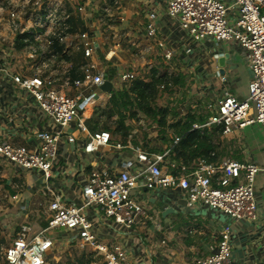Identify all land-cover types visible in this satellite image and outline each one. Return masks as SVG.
Listing matches in <instances>:
<instances>
[{"label": "built area", "instance_id": "built-area-1", "mask_svg": "<svg viewBox=\"0 0 264 264\" xmlns=\"http://www.w3.org/2000/svg\"><path fill=\"white\" fill-rule=\"evenodd\" d=\"M91 1L84 0L86 3L68 9L64 7L67 4L65 0H0V12H9L7 21L9 29H13V38L16 34H27L26 39L31 41L40 32L51 29L58 41L64 44V49H81L83 55L89 57L95 54V43L87 31L69 32L67 22L73 11L85 13ZM21 16H27L33 25H22ZM164 16L183 29L196 44L207 41L237 44L249 74L244 99L227 89V75H219L216 80L222 86L223 95L204 101L203 112L197 113L199 120L193 124L192 130L221 125L223 133L220 138H225L248 125L264 127V0H164ZM157 17L160 15L155 12L149 14L151 22ZM151 22L148 34L155 35ZM4 43V36L0 35V77L9 80L0 83H9L11 88L27 91L33 98L34 107L53 127L33 131L31 136H25L24 145L16 146L0 139V159L17 172L40 173L45 179L50 178L52 166L64 153L62 143L74 142L72 134L66 133L74 121V126L87 135L89 153H98L103 147H121L110 132H91L78 118L81 105L91 99L93 93L90 96L83 95L81 90L74 96L63 93L61 89L69 86L70 77L64 79L65 85L60 89L54 88L57 75L54 76V70L50 68L42 74H27L26 67L23 70L11 63ZM11 48L17 51L14 40ZM27 52L29 62L37 53L54 58L53 54L46 55L47 49L40 53L34 46H29ZM49 61L43 59L42 67L47 68ZM81 69L83 77L72 81L77 89L82 86L99 89L105 80L111 81L101 71L94 72L96 68L92 63H82ZM139 69L137 64H129L120 71L118 81L122 84L135 79ZM167 154L168 151L152 153L136 148L139 170L129 165L122 170L95 169L82 187L79 203L73 204L57 197L45 205V226L34 237L27 239L17 234L0 239V264H50L48 258L54 256L57 248L61 256L71 251L73 254L78 252L82 257L81 264L97 259L102 264H134L128 257L127 247L115 239L111 242L108 220L121 225L124 230L133 229L139 221L147 218V202L138 199L136 194L145 186L148 189L178 188L185 193L186 208H196L200 203L227 217L229 221L220 230L216 243L194 264H230L232 226L239 221L256 218L254 185L260 166L253 161L234 159L219 162L197 159L183 164L169 160ZM241 178L243 181L240 182ZM55 230L58 235L56 241L48 234ZM60 258H56V264ZM72 263L80 264L76 259H72Z\"/></svg>", "mask_w": 264, "mask_h": 264}, {"label": "crops", "instance_id": "crops-1", "mask_svg": "<svg viewBox=\"0 0 264 264\" xmlns=\"http://www.w3.org/2000/svg\"><path fill=\"white\" fill-rule=\"evenodd\" d=\"M65 1L67 4L64 7L68 9L86 3L84 0ZM152 12L159 14L160 17L154 18L151 22L149 14ZM19 18L22 25H27V16ZM71 19L72 33H79L76 31L84 25L88 28L90 39L92 43H95L94 55L85 57L81 54V49L73 48L69 49V60H65L63 54H54L48 49L51 44L49 41L56 37L51 29L44 33L40 32L35 39H31L23 55L17 46L16 52L14 48L7 49L4 46V49L11 63L17 64L22 69L26 67L27 74H42L49 68L54 70L53 75H57V80L54 81L53 87L56 89L65 85L64 79L70 77L67 84L69 86L61 89L67 95L74 96L78 90H81L85 96L93 93L94 96L84 102L79 109L78 118L84 124L91 117L95 106L106 105L111 96L110 93L119 90L121 82L117 77L129 64L135 63L139 68L145 69L146 67L143 68V66H159V61H162L165 66L167 63L181 60L188 66L197 52V49L194 50L193 47L199 46L189 39V35L183 29L164 16V0H92L86 6L85 13L73 11ZM150 22L155 29V35L148 34L147 28ZM10 31L5 12H0V35L9 37ZM207 44L215 47L212 53L216 59L212 58V54L206 55L205 52L208 64L209 60L213 59L211 67H208L211 79L200 81L201 77L197 76L199 80L196 81L197 93H203L204 95L200 94V97L206 102L223 95L222 86L216 78L221 75L218 72V57L226 55L224 73L228 76L226 87L238 98H246L249 74L242 58L241 48L234 43L210 41ZM29 46L36 47L40 53L47 49L54 58L37 53L30 62L27 60V64H20L17 60L26 58V54L30 52H27ZM187 48H189L188 52ZM43 59L50 60L47 62L49 65L47 68L42 67ZM84 62L94 64L96 68L94 72L101 71L106 79H109L114 72L110 92L101 90L100 86H98L99 89L95 86H82L77 89L72 85L74 79L83 77L81 64ZM142 72L145 75L147 73ZM243 72L246 74V81H243ZM0 81L9 80L0 77ZM19 109L21 112H18ZM120 112H123V109ZM74 123L75 121L66 130L67 134H72L74 142L62 143L64 153L52 166L50 178L45 179L40 173L26 171H21L19 177L16 175L18 181L15 182H23L27 192L12 195L13 203L11 202L10 210L6 214H10V225H15L13 232L11 229H6L10 233L5 234L6 237L20 234L30 239L45 226L44 220L35 233L25 234L31 227L22 218L27 211L31 212L29 206L35 197L40 198L41 201L38 202L40 210L43 208L45 213V205L57 197L73 204L79 203L82 187L95 169L122 170L126 165L140 169L135 159V149L141 147L131 138V135L129 139L120 137V141L116 139L117 136H114L120 148L103 147L98 153H89L86 148L87 135L75 127ZM42 127L51 129L53 124L34 107L31 95L25 90L11 88L9 83H0V139L16 146L24 145L26 144L25 136H31L33 131ZM125 130L128 129L124 124V133ZM228 137L234 138L241 146V152L236 157L237 161H253L261 168L256 175L254 185L257 202L256 218L242 220L232 226L230 264H264V127L257 124L248 125L225 138ZM151 141V144L155 146L145 144L144 147L148 148L142 149L151 152L148 149L162 147L161 140L151 139ZM0 162L5 161L0 159ZM8 166L16 171L12 166ZM11 191L16 192V190ZM136 194L138 199H144L147 202V218L139 221L133 229L124 228V230L121 225L108 220L111 242L115 239L127 247L128 257L134 264H194L197 258L209 252L210 247L216 243L220 230L229 221L227 217L200 203H197L196 208H186L185 193L178 188L148 189L145 186L137 190ZM42 197H48L44 204H42ZM2 215L0 213V216ZM20 227L23 233L16 232Z\"/></svg>", "mask_w": 264, "mask_h": 264}, {"label": "trees", "instance_id": "trees-1", "mask_svg": "<svg viewBox=\"0 0 264 264\" xmlns=\"http://www.w3.org/2000/svg\"><path fill=\"white\" fill-rule=\"evenodd\" d=\"M72 17L73 15L67 22L69 32H71ZM78 29L76 32H88L85 25ZM27 36V34H16L14 37L16 46L22 51V54L30 43V40L26 39ZM50 43L48 48L50 51L54 54H63V58L69 60V49H64V44L60 43L57 37L52 38ZM46 55H50V53L46 52ZM113 75L114 72L109 76V79L112 80ZM185 78L186 76L180 71L176 74L166 71L160 73L157 68H150L145 76L141 74L135 79L123 82L118 91L110 93L111 96L106 105L95 106L91 117L85 124L91 132L107 131L113 136L119 135L125 139L124 119L131 120L141 115L147 119L148 123L155 124L158 128V137L162 142V147L148 149L152 153L168 151L167 158L169 160L183 164L197 159H210L213 162H219L221 153L218 149L222 143L220 135L223 133V126L213 125L209 128L192 130L193 124L199 120L198 109L189 106V110L184 116L180 115L178 111L180 104L186 102L188 94L189 86ZM177 90H181L182 94V98L176 101L177 105L158 106V100L164 92L172 93ZM121 109L123 112H120Z\"/></svg>", "mask_w": 264, "mask_h": 264}, {"label": "rangeland", "instance_id": "rangeland-1", "mask_svg": "<svg viewBox=\"0 0 264 264\" xmlns=\"http://www.w3.org/2000/svg\"><path fill=\"white\" fill-rule=\"evenodd\" d=\"M9 15L8 11H5V16L7 17ZM28 26H32L33 23L31 21H28L26 23ZM7 35V34H6ZM13 29L10 31V36H4L5 43L4 46L9 49L11 48V43L13 41ZM207 43L209 42H200L198 43L199 46L193 47L194 50L197 49V52L194 54V58L191 59V63L187 66L185 63H183L181 60L180 61H175L174 63H167L165 66L163 65L162 61L158 62L159 66H143L146 67L145 69H142V67L139 69L141 70V74L145 76V74L142 71L148 72L150 67L157 68L159 72L166 71L168 73L176 74L177 72L180 71L181 74L186 76L185 81H188V94L186 98L185 103H181L178 111L180 115L184 116L185 113L189 110V106H191L193 109H198L197 113H202L203 112V106H204V99L200 97V94L203 93H197L195 88H197V76L201 77L200 81H209L211 79L210 74L208 73V67H211V63L213 59H216V57L213 56L212 50L213 47L212 45H208ZM209 50H211L209 52ZM6 52V51H5ZM205 52L207 54H212L211 60H209V64L207 63V60L205 58ZM7 53V52H6ZM20 64L24 63L27 64V59L26 58H19L17 60ZM30 67V65H29ZM238 67V66H237ZM147 74V73H146ZM194 79V80H192ZM243 81H246V74L243 72ZM201 90V89H200ZM182 98L181 90H177L175 92H164L162 97L158 100V106L163 107L165 105H168L170 107L177 105L176 101L180 100ZM124 124L127 126L128 130H125L124 136L129 139V135H131V138H133L137 145L141 148L147 149L148 147H144L145 144L148 145H153L151 144L152 141L151 139H154V141H158L159 137V132L157 125L155 124H150L148 123L147 119H144L141 115H139L136 118H133L131 120L124 119ZM126 134V135H125ZM146 134V136H145ZM117 136L116 139L118 141L121 140L119 135ZM169 136V133H168ZM115 138V137H114ZM227 139V140H225ZM160 140V139H159ZM155 146V145H153ZM241 146L238 145V142L234 138H222V143L220 145V148L218 151L221 153L220 155V161L226 160V159H234L236 160L237 155L241 152L240 148ZM225 149V150H223ZM224 151V152H223ZM20 172L14 171V169H11L5 162H0V213L3 215L0 216V239H3L6 237L5 234H10L9 232L6 231V229H11V232H13L14 225H10V214H6L7 211L10 210V205L11 202L13 203V196L14 194H22L24 192H27V189L25 188V184L23 182H15L18 181ZM16 184L18 185L16 187ZM11 190H16V192H12ZM13 195V196H12ZM40 195V194H38ZM37 195V196H38ZM42 204L47 202L48 197L44 198L42 197ZM39 200L40 198L35 197L32 201V203L29 206V209L31 212L27 211L24 215L22 220L30 224V229L25 232V234L28 233H35L43 224L45 220V213H43V208L40 210V205H39ZM41 201V200H40ZM5 215V216H4ZM6 223V225H4ZM17 233H23L22 228H18L16 230ZM57 230L55 231H50L48 234H51L56 241V237L58 236ZM16 235V234H15ZM12 238V237H10ZM60 241L57 242V245ZM61 257L59 259V264H70L72 259H76L80 264H81V259L82 257L78 254V252H67L66 254H63L61 256L60 252L57 251L55 252L54 256L52 258H48V262L50 264H56V258ZM88 262V260H87ZM73 264V263H72ZM88 264H102V261L100 259L90 261Z\"/></svg>", "mask_w": 264, "mask_h": 264}, {"label": "water", "instance_id": "water-1", "mask_svg": "<svg viewBox=\"0 0 264 264\" xmlns=\"http://www.w3.org/2000/svg\"><path fill=\"white\" fill-rule=\"evenodd\" d=\"M225 58H226V55L225 56H219L218 57V69H219V73L221 75H223L225 73ZM100 89L105 91V92H110L112 90V84H111V81L109 80H105L101 85H100Z\"/></svg>", "mask_w": 264, "mask_h": 264}, {"label": "bare ground", "instance_id": "bare-ground-1", "mask_svg": "<svg viewBox=\"0 0 264 264\" xmlns=\"http://www.w3.org/2000/svg\"><path fill=\"white\" fill-rule=\"evenodd\" d=\"M88 107V106H87Z\"/></svg>", "mask_w": 264, "mask_h": 264}]
</instances>
